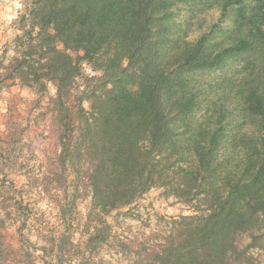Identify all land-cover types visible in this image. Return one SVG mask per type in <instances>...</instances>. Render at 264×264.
Returning a JSON list of instances; mask_svg holds the SVG:
<instances>
[{"label":"trees","instance_id":"1","mask_svg":"<svg viewBox=\"0 0 264 264\" xmlns=\"http://www.w3.org/2000/svg\"><path fill=\"white\" fill-rule=\"evenodd\" d=\"M22 4L13 54L0 55V92L29 89L39 107L54 85L55 163L41 178L90 195L85 238L40 229L31 246L55 264H120L132 245L127 264H264V0ZM85 62L96 74L84 75ZM11 134L0 136V175L5 165L28 172L34 153L23 133L12 146ZM1 178L0 264H36L40 255L6 239L8 220H22L18 232L28 224L30 202ZM154 189L190 214L167 220L161 241L120 239L119 259L99 255L119 235L112 213L128 214ZM73 210L62 204V218Z\"/></svg>","mask_w":264,"mask_h":264},{"label":"rangeland","instance_id":"2","mask_svg":"<svg viewBox=\"0 0 264 264\" xmlns=\"http://www.w3.org/2000/svg\"><path fill=\"white\" fill-rule=\"evenodd\" d=\"M22 3L23 0H0V55L5 57L13 54L14 39L20 33L18 20L23 10ZM218 14L219 8L216 7L210 12L200 15L199 20L195 21V25L189 30V36L194 38L201 30L206 29L218 17ZM66 53L72 57L73 61H77L75 52L68 50ZM82 70L84 75L96 74L91 65L86 62L82 63ZM55 93L54 85L49 84L41 106L35 107L33 101L36 96L29 89H20L19 86L12 85L9 89L0 92V136L5 137L6 134L12 133L10 139L13 140L12 146L17 147L18 137L20 138L23 133L26 136L25 139H28L30 143V148L34 151L27 156L29 170L31 167L33 172H29V170L27 172L24 167L11 169L9 165H5L3 169H7L4 172L6 176L5 174L0 175V191L2 193L7 187L1 183V177H6L7 185L9 184L8 180L14 179L18 187L24 190L23 197L29 199L30 202L28 205L30 210L27 211V213L29 212L28 224L22 228L21 232H18L17 227H21L22 220L20 218L15 222L8 220V223L12 224L5 230L6 239L17 246L23 244L24 250L27 249L30 256L40 255L36 264H55L52 253L39 254L31 246V244L35 245L40 241L38 230L42 229V232L48 235L49 233L59 234L61 229L67 228L71 234L74 233L76 238L82 240L86 237L85 214L90 204V195L86 192L74 191L72 185L60 188L53 183L43 184L44 181L41 178L47 174L49 171L47 169L54 167L52 163H55L54 125L49 112L50 98ZM86 105L88 106V104ZM16 136L17 139L14 140ZM3 145L5 146V144ZM25 149L27 150V146ZM5 157L7 158V155ZM32 175L37 176V179L40 178L38 183H33V180L29 179ZM73 200L76 204L74 206L71 205ZM62 204L74 209L73 220L69 218V215L67 219L71 221H65L62 218L60 213ZM127 210L128 208H123L120 210L121 212L114 211L109 217V220L114 224V231L119 235L111 243L105 245L99 255L106 254V257L118 255L119 253L116 252L118 248L114 245L120 239L135 241L136 244L151 241L152 238L161 241L167 220L181 213L190 214V206L176 203L174 200H166L160 196V192L156 189L140 199L128 214L125 213ZM44 222L49 231L45 232L47 229H45ZM71 240L76 241L73 239V235ZM70 248L72 253H77L76 248L72 246ZM135 250H137L136 246L132 245L120 259L116 256L113 258L119 259L118 263L120 264H127V258L135 254ZM30 256L27 258L29 261L33 259Z\"/></svg>","mask_w":264,"mask_h":264}]
</instances>
